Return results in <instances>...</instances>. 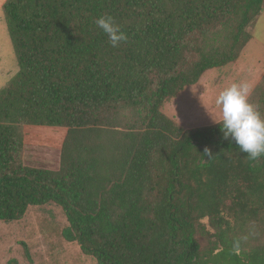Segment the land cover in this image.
<instances>
[{
	"label": "trees",
	"instance_id": "16d2710c",
	"mask_svg": "<svg viewBox=\"0 0 264 264\" xmlns=\"http://www.w3.org/2000/svg\"><path fill=\"white\" fill-rule=\"evenodd\" d=\"M263 7L5 0L18 70L0 89V222L54 204L63 240L95 264H264V156L248 159L220 122L184 129L162 112L239 59ZM101 16L127 40L112 47ZM248 101L264 118V75ZM24 126L65 129L58 169L23 164Z\"/></svg>",
	"mask_w": 264,
	"mask_h": 264
},
{
	"label": "rangeland",
	"instance_id": "374dc122",
	"mask_svg": "<svg viewBox=\"0 0 264 264\" xmlns=\"http://www.w3.org/2000/svg\"><path fill=\"white\" fill-rule=\"evenodd\" d=\"M250 31L261 45L251 41L242 52L241 58L246 60V67L250 71H260L264 68V7L263 13L249 26L248 32ZM232 65L225 68H231ZM225 68L204 73L195 85L185 88L164 104L162 112L184 129L219 123L220 110L215 104L216 98L210 97L208 91H212L213 86H221ZM17 70L0 7V89ZM64 135V128L24 126L23 164L34 168L58 169ZM65 226L64 214L54 204L30 207L18 221L0 222V264H7L9 261H15L16 264H95L92 258L81 253L78 245L63 240L61 230Z\"/></svg>",
	"mask_w": 264,
	"mask_h": 264
},
{
	"label": "clouds",
	"instance_id": "9594fccd",
	"mask_svg": "<svg viewBox=\"0 0 264 264\" xmlns=\"http://www.w3.org/2000/svg\"><path fill=\"white\" fill-rule=\"evenodd\" d=\"M96 26L108 36L112 47H118L127 40L111 16H101L95 20ZM251 88L247 83H233L219 92L215 104L220 110V129L225 140L231 139L240 152L248 159L257 160L264 156V118L249 103ZM205 154L208 150L205 149ZM239 241L233 242V251L239 252Z\"/></svg>",
	"mask_w": 264,
	"mask_h": 264
},
{
	"label": "crops",
	"instance_id": "0c3cea01",
	"mask_svg": "<svg viewBox=\"0 0 264 264\" xmlns=\"http://www.w3.org/2000/svg\"><path fill=\"white\" fill-rule=\"evenodd\" d=\"M0 2H2V3H0V7H1L4 0H0ZM250 34L252 35L251 31H250ZM251 41H255L256 43L261 45V43L259 41L255 40L253 36H252ZM245 48L243 49V51L245 50ZM241 56L242 55H240V57H239L240 62L238 59L231 66V68H229V67L225 68V70H224L225 76H222L221 81H220L221 86H216V88H215V86H213L212 91H208L210 94V97L216 98L220 91H222L226 87H229L233 83H236V84L247 83L250 86L251 91L257 85V83L260 81V79L264 75V68L262 67V70L260 69V71L259 70L258 71H254V70L250 71L249 68L246 67L247 66L246 60L241 58ZM202 87H204V86H202Z\"/></svg>",
	"mask_w": 264,
	"mask_h": 264
},
{
	"label": "water",
	"instance_id": "95a60500",
	"mask_svg": "<svg viewBox=\"0 0 264 264\" xmlns=\"http://www.w3.org/2000/svg\"><path fill=\"white\" fill-rule=\"evenodd\" d=\"M261 12H263V8L261 9Z\"/></svg>",
	"mask_w": 264,
	"mask_h": 264
}]
</instances>
